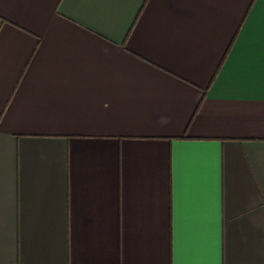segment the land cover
I'll use <instances>...</instances> for the list:
<instances>
[{"label":"crops","instance_id":"obj_1","mask_svg":"<svg viewBox=\"0 0 264 264\" xmlns=\"http://www.w3.org/2000/svg\"><path fill=\"white\" fill-rule=\"evenodd\" d=\"M0 264H264V0H0Z\"/></svg>","mask_w":264,"mask_h":264}]
</instances>
